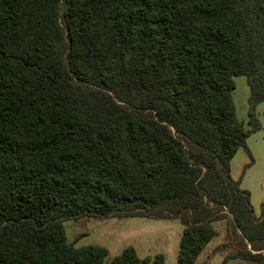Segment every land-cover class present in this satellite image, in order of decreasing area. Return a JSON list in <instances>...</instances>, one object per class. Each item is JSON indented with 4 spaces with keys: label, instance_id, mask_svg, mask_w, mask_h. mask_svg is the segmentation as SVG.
<instances>
[{
    "label": "trees",
    "instance_id": "1",
    "mask_svg": "<svg viewBox=\"0 0 264 264\" xmlns=\"http://www.w3.org/2000/svg\"><path fill=\"white\" fill-rule=\"evenodd\" d=\"M262 103L264 0H0V264H105L67 243L80 218L176 219V264L225 221L220 264H264V200L230 176Z\"/></svg>",
    "mask_w": 264,
    "mask_h": 264
},
{
    "label": "rangeland",
    "instance_id": "2",
    "mask_svg": "<svg viewBox=\"0 0 264 264\" xmlns=\"http://www.w3.org/2000/svg\"><path fill=\"white\" fill-rule=\"evenodd\" d=\"M232 101L237 120L248 129L249 89L244 76L233 79ZM264 104L255 108V116L261 123V130L252 134L246 141L250 157L244 149H239L230 162V176L240 180V188L250 193V202L255 216L260 215L264 200ZM67 243L75 248L100 246L106 249L108 258L105 264L118 256L125 248L132 247L140 259L149 258L153 264L157 255L164 256V264H176L178 242L183 227L176 219L156 221L143 218L132 219H71L62 223ZM217 232L199 254L194 264H220L227 254L214 250L229 243L226 239V222L213 223ZM227 240V241H226ZM226 264H249L246 261L230 260Z\"/></svg>",
    "mask_w": 264,
    "mask_h": 264
}]
</instances>
